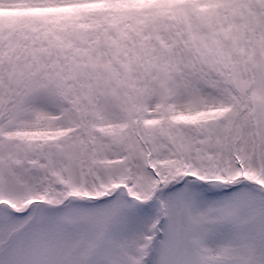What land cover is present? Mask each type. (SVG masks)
<instances>
[{"label": "snow or ice", "instance_id": "1", "mask_svg": "<svg viewBox=\"0 0 264 264\" xmlns=\"http://www.w3.org/2000/svg\"><path fill=\"white\" fill-rule=\"evenodd\" d=\"M0 264H264V0H0Z\"/></svg>", "mask_w": 264, "mask_h": 264}]
</instances>
